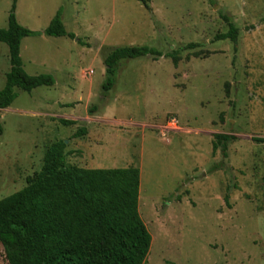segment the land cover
<instances>
[{
	"label": "rangeland",
	"instance_id": "rangeland-1",
	"mask_svg": "<svg viewBox=\"0 0 264 264\" xmlns=\"http://www.w3.org/2000/svg\"><path fill=\"white\" fill-rule=\"evenodd\" d=\"M11 2L0 0L1 28ZM145 2L17 0L20 25L42 31L61 8L75 36L21 40L24 70L55 82L16 89L0 112V199L27 185L62 140L66 165L139 169L138 211L151 236L144 264H264V142L255 140L264 138V0ZM222 15L236 41L214 39L227 30ZM190 42L200 45L181 50L176 65L166 56L121 61L102 88L109 49L167 53ZM8 68L0 42V88ZM173 117L177 127L165 128ZM214 133L236 136L226 157L212 152Z\"/></svg>",
	"mask_w": 264,
	"mask_h": 264
},
{
	"label": "trees",
	"instance_id": "trees-1",
	"mask_svg": "<svg viewBox=\"0 0 264 264\" xmlns=\"http://www.w3.org/2000/svg\"><path fill=\"white\" fill-rule=\"evenodd\" d=\"M17 0H12L7 26L0 27V42L7 45L9 68L0 88V112L17 97L16 89L26 92L38 86H52L50 73L28 74L20 55L21 40L27 36H67L61 8L48 25L32 30L20 25L15 16ZM143 4L147 7L145 0ZM227 30L215 40L236 41L238 28L227 15H222ZM200 43L190 42L163 53L142 45L116 46L103 56L106 78L104 90L115 81L118 64L144 56L170 57L176 65L181 50ZM200 51L195 52L196 55ZM63 125L73 121L59 119ZM3 132L0 114V135ZM85 133L81 128L74 133ZM212 152L220 148L227 156V143L236 136L214 133ZM263 141L264 138H255ZM65 143L52 142L45 150L36 176L21 189L0 199V244L8 264H144L151 236L138 211L140 171L136 167L89 168L65 163ZM223 167L216 163L211 170ZM168 264V263H166Z\"/></svg>",
	"mask_w": 264,
	"mask_h": 264
},
{
	"label": "built area",
	"instance_id": "built-area-1",
	"mask_svg": "<svg viewBox=\"0 0 264 264\" xmlns=\"http://www.w3.org/2000/svg\"><path fill=\"white\" fill-rule=\"evenodd\" d=\"M165 128H174L177 127V120L173 117V118H169L165 121L164 124Z\"/></svg>",
	"mask_w": 264,
	"mask_h": 264
}]
</instances>
